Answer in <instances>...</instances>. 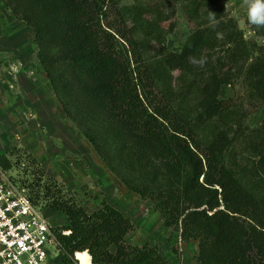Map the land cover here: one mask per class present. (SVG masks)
<instances>
[{
	"label": "trees",
	"instance_id": "16d2710c",
	"mask_svg": "<svg viewBox=\"0 0 264 264\" xmlns=\"http://www.w3.org/2000/svg\"><path fill=\"white\" fill-rule=\"evenodd\" d=\"M228 1L165 0L181 4L191 19L214 15L216 23L197 26L179 51H166L153 62L145 60L127 19L133 13L144 18L143 14L157 12L158 5L28 0L34 2L33 12L23 18L40 26L36 32L40 44L55 47L51 65L43 52L38 55L55 88L52 66L60 58L77 81L79 96L115 122L116 140L131 141L141 157L154 154L164 170L181 176L177 184L158 190L129 187L153 202L166 225L181 230L186 239L198 240L199 264H264V135L258 139L264 118L263 129L246 137L250 152L232 157L235 136L224 128L240 124L241 110L222 96L226 84L240 79L248 97L264 104V47L245 37L225 7ZM246 21L264 31L248 16ZM148 26L155 31L159 23ZM190 57L206 58V63L201 67ZM166 65L202 71L199 82L189 87L199 98L194 110L158 91ZM69 80L63 79L64 86ZM205 125L215 130L208 141L200 135ZM86 137L101 153L96 136ZM12 164L7 155L0 156L4 169ZM50 198L51 207L68 220L55 227L63 264H72L78 251L90 253L92 264H170L156 245L126 241L134 222L111 203L103 201L90 210L61 191ZM174 252L178 253L176 248Z\"/></svg>",
	"mask_w": 264,
	"mask_h": 264
},
{
	"label": "rangeland",
	"instance_id": "374dc122",
	"mask_svg": "<svg viewBox=\"0 0 264 264\" xmlns=\"http://www.w3.org/2000/svg\"><path fill=\"white\" fill-rule=\"evenodd\" d=\"M118 1L122 6L161 7L157 12L143 14L144 18L133 13L127 19L149 62L160 59L166 51H179L194 28L211 23L210 16L191 19L181 4L165 0ZM32 5L34 2L28 0H0V156L7 155L13 163L8 170L0 168L36 200L56 227L68 223L62 211L51 207L50 197L56 192L73 197L90 210L107 201L133 220L135 228L126 236L128 243L156 245L170 264H199L198 240L186 239L181 230L166 225L153 202L129 187L158 190L177 184L181 176L164 170L154 154L141 157L131 141L116 140L115 122L98 106L79 96L78 83L60 58L52 66L51 78L58 89L55 88L38 56L43 52L51 65L49 59L56 53L55 47L46 42L40 44L36 40L40 26L23 18L25 13L33 12ZM225 7L238 21L245 37L264 47V31L254 30L246 21L245 0H229ZM157 21L159 27L154 31L148 24ZM199 73L202 71L198 69L185 71L166 65L157 89L184 108L194 110L199 98L194 97L189 87L199 82ZM66 78L70 79L68 87L63 84ZM222 96L230 98L241 110L240 124L224 128L231 137L235 136L232 157L240 158L250 152L251 144L246 137L263 129L264 104L248 97L240 79L226 84ZM214 131L205 125L201 138L208 141ZM86 133L96 136L101 153ZM259 135L264 132L258 134V139ZM54 254L58 256L59 251L55 249ZM57 264L63 262L58 258ZM72 264H79L75 255Z\"/></svg>",
	"mask_w": 264,
	"mask_h": 264
},
{
	"label": "built area",
	"instance_id": "2783aa9c",
	"mask_svg": "<svg viewBox=\"0 0 264 264\" xmlns=\"http://www.w3.org/2000/svg\"><path fill=\"white\" fill-rule=\"evenodd\" d=\"M55 227L43 208L0 168V264H57L62 246Z\"/></svg>",
	"mask_w": 264,
	"mask_h": 264
},
{
	"label": "clouds",
	"instance_id": "9594fccd",
	"mask_svg": "<svg viewBox=\"0 0 264 264\" xmlns=\"http://www.w3.org/2000/svg\"><path fill=\"white\" fill-rule=\"evenodd\" d=\"M245 3L248 6V18L250 23L264 27V0H245ZM210 22L215 24V17L210 16ZM190 62L193 64H197L201 67L206 63V58H200L197 60L194 57L189 58Z\"/></svg>",
	"mask_w": 264,
	"mask_h": 264
},
{
	"label": "bare ground",
	"instance_id": "6f19581e",
	"mask_svg": "<svg viewBox=\"0 0 264 264\" xmlns=\"http://www.w3.org/2000/svg\"><path fill=\"white\" fill-rule=\"evenodd\" d=\"M75 256L80 261L79 264H92V258L88 252L78 251L76 252Z\"/></svg>",
	"mask_w": 264,
	"mask_h": 264
}]
</instances>
